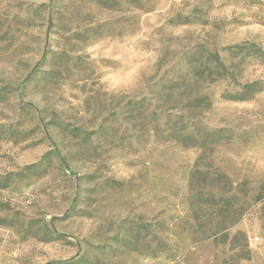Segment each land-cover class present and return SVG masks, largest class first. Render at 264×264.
<instances>
[{
  "label": "rangeland",
  "instance_id": "1",
  "mask_svg": "<svg viewBox=\"0 0 264 264\" xmlns=\"http://www.w3.org/2000/svg\"><path fill=\"white\" fill-rule=\"evenodd\" d=\"M114 2L0 0V264H264V0Z\"/></svg>",
  "mask_w": 264,
  "mask_h": 264
},
{
  "label": "trees",
  "instance_id": "2",
  "mask_svg": "<svg viewBox=\"0 0 264 264\" xmlns=\"http://www.w3.org/2000/svg\"><path fill=\"white\" fill-rule=\"evenodd\" d=\"M115 5L114 0H111V7ZM232 53L236 55H240L242 51L247 48L250 49V54L253 53V55L256 56H264V51L261 47H258L255 43H245V44H236L227 47ZM211 60L212 62H215L217 65L226 67V65L221 61V58L218 53L211 52L210 53ZM227 68V67H226ZM240 88H238L234 92H225L224 95L228 99H233V100H248L251 99L255 96V94L259 91L262 90L261 83L258 80L252 81V82H245L242 84H239ZM217 132H213L211 134H216ZM187 135L182 134L181 141L185 144H189L190 142H187L185 140ZM8 184L7 180H4V182L0 179V187H4ZM131 249H136V248H131Z\"/></svg>",
  "mask_w": 264,
  "mask_h": 264
}]
</instances>
